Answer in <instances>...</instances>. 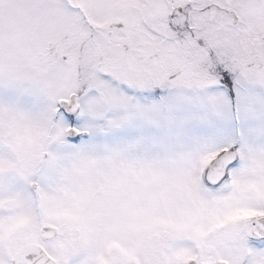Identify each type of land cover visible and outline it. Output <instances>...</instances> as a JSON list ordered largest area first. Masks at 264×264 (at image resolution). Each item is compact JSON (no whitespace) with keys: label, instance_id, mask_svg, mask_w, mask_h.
Returning <instances> with one entry per match:
<instances>
[{"label":"snow or ice","instance_id":"snow-or-ice-1","mask_svg":"<svg viewBox=\"0 0 264 264\" xmlns=\"http://www.w3.org/2000/svg\"><path fill=\"white\" fill-rule=\"evenodd\" d=\"M0 264H264V0H0Z\"/></svg>","mask_w":264,"mask_h":264}]
</instances>
